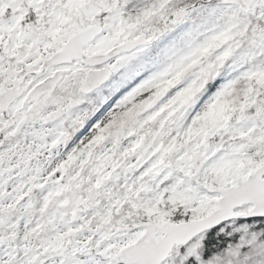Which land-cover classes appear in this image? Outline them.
Wrapping results in <instances>:
<instances>
[{
	"label": "snow or ice",
	"instance_id": "1",
	"mask_svg": "<svg viewBox=\"0 0 264 264\" xmlns=\"http://www.w3.org/2000/svg\"><path fill=\"white\" fill-rule=\"evenodd\" d=\"M0 264H264V0H0Z\"/></svg>",
	"mask_w": 264,
	"mask_h": 264
}]
</instances>
